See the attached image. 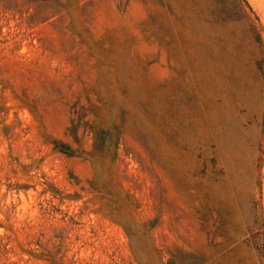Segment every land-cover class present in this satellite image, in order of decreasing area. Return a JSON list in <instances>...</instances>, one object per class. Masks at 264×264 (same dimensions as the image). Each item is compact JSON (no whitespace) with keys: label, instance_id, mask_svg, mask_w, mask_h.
Returning a JSON list of instances; mask_svg holds the SVG:
<instances>
[{"label":"rangeland","instance_id":"obj_1","mask_svg":"<svg viewBox=\"0 0 264 264\" xmlns=\"http://www.w3.org/2000/svg\"><path fill=\"white\" fill-rule=\"evenodd\" d=\"M248 2L0 0V264H264Z\"/></svg>","mask_w":264,"mask_h":264},{"label":"trees","instance_id":"obj_2","mask_svg":"<svg viewBox=\"0 0 264 264\" xmlns=\"http://www.w3.org/2000/svg\"><path fill=\"white\" fill-rule=\"evenodd\" d=\"M242 5L244 16L249 20V30L259 41H263V28L259 16L250 6L248 0H236ZM55 148L67 155H74L73 148L61 140L55 141Z\"/></svg>","mask_w":264,"mask_h":264}]
</instances>
